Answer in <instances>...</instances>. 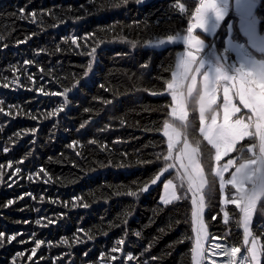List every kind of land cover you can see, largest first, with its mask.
<instances>
[{
	"label": "trees",
	"instance_id": "obj_1",
	"mask_svg": "<svg viewBox=\"0 0 264 264\" xmlns=\"http://www.w3.org/2000/svg\"><path fill=\"white\" fill-rule=\"evenodd\" d=\"M199 4L0 0V107L9 113H0V232L5 234L0 264H191L190 198L169 206L159 203L162 183L174 170L147 193H126L139 191L164 167L157 155L167 151L161 133L171 106L167 82L183 50L181 44L161 49L144 45L187 31ZM254 16L263 36L264 0L258 1ZM226 23L213 36L201 35L221 48ZM232 35L244 41L235 26ZM26 60L33 63L26 65ZM189 111L194 142L200 138L199 116L191 100ZM202 144L207 157L210 148ZM17 167L21 171L13 176ZM205 168L211 181L207 159ZM219 201L217 182L205 214L210 240L218 237L242 247L243 232L235 223L239 211L228 205L233 219L225 225ZM262 224L264 215L257 212L252 230L264 245ZM8 236L14 239L8 241ZM36 240L43 243L33 254ZM114 247L119 251L113 252ZM129 253L135 259L126 260Z\"/></svg>",
	"mask_w": 264,
	"mask_h": 264
},
{
	"label": "snow or ice",
	"instance_id": "obj_2",
	"mask_svg": "<svg viewBox=\"0 0 264 264\" xmlns=\"http://www.w3.org/2000/svg\"><path fill=\"white\" fill-rule=\"evenodd\" d=\"M137 2H142V0H137ZM179 7L183 10L184 5L180 4ZM209 9L216 10L215 0H200L195 11V22L188 24L187 35L184 37L189 50L183 56L176 57L172 78L167 82L166 92L171 96V110L169 118L163 121L162 126V135L166 138L167 151L166 154L157 155L158 160L162 156L164 167H161L155 178L151 179L149 183H145L139 191H129L126 195L137 197L141 193H147L151 186L157 185L165 173L175 170V178L168 179L163 184L164 191L159 197V203L169 206L177 201L190 198L191 229L194 233L190 249L191 264H209V261L210 264H217V261L211 259V256L218 254L227 257L226 264H264V245L260 244V238L254 235L252 230L256 213L264 215V70L252 72L239 68L232 76H227L217 70V75L212 80H209L207 76L201 79L198 69L194 66L195 53L199 49L200 40L192 33L194 29L203 25L204 15ZM20 11L23 13V9ZM216 11L219 15V11ZM24 18L22 15L21 19ZM33 20H35V14H33ZM173 38L171 35L167 37L168 40ZM23 42L21 41V43ZM71 43L77 44L75 36L72 37ZM95 53L96 49L94 48L90 55L94 56ZM24 63L31 65L33 61L26 60ZM91 66L92 62L89 61V68ZM85 75L88 73L86 72ZM28 78L31 79V76ZM13 82L15 83V81ZM4 87H8V85L5 84ZM33 90L40 91V89ZM220 90L223 93L222 104L218 103ZM67 91L68 89H65V93ZM163 94L152 93V95ZM189 100L198 106V133L202 141L200 138H196L193 142L191 138V133L195 131V122L191 119ZM236 100H238V104L235 102ZM66 103L67 100H65ZM241 106L247 110L246 113L242 112ZM11 107L13 106L9 105V108ZM218 109H222V111H218ZM0 113L9 115L5 112L4 107H0ZM30 131L35 133L36 129ZM246 140L251 143H243ZM202 142L210 148L207 157ZM3 151L7 153L9 149L4 148ZM225 158H227L226 161ZM206 159L210 166L211 181L208 179L209 172L205 168ZM150 162L145 161V163ZM8 166L12 167L11 163ZM20 171L21 169L17 167L12 175L14 176ZM3 174L2 166H0V177H3ZM11 178L10 176L8 179L11 180ZM29 178L31 179V176ZM217 182L223 223L228 225L229 221L233 219V216L226 210L228 205H234L239 211V218L235 223L238 228L243 230L242 247L245 249L244 252L241 251V247L227 248L220 243H215L210 247L206 246V241L209 239V225L206 222L205 214L206 210L210 208L209 201L215 199ZM12 203L14 201H8L9 205ZM75 206L73 205V207ZM87 206L84 205V207ZM163 210V208L159 209V211ZM216 219V216L212 217V220ZM40 222V220L36 221L37 224ZM260 227L264 228V224ZM160 231L163 232L164 229L162 228ZM135 234L138 237L141 235L139 231ZM4 235L3 232H0V244L3 243ZM91 238L89 237V239ZM7 239L11 241L14 237L8 236ZM62 242L68 243L64 238H62ZM42 243V241L36 240V246L31 250L33 254L37 252ZM117 243L123 244L124 241L121 240ZM112 251H119V248L114 247ZM208 253H211V256ZM238 254L239 259L237 258ZM16 255L22 256L23 253ZM32 259V256L28 257V260ZM116 259L117 257H112V260ZM125 259L132 260L135 257L129 253ZM152 259L156 260L157 258L152 257Z\"/></svg>",
	"mask_w": 264,
	"mask_h": 264
},
{
	"label": "rangeland",
	"instance_id": "obj_3",
	"mask_svg": "<svg viewBox=\"0 0 264 264\" xmlns=\"http://www.w3.org/2000/svg\"><path fill=\"white\" fill-rule=\"evenodd\" d=\"M149 1L151 0H142V2H139V4H143ZM252 1L253 0H219L218 1L216 10L219 11V15H217L216 10H214L212 13H215L217 18L220 20L218 28L220 24L227 19L226 35L223 39L221 48H218L214 43H209L208 41H205L202 37L200 38V36H197L194 29L192 34L197 36V38L200 40L199 49L195 53V61H194L195 63H197L200 60L203 63L204 62L205 63L207 62V64L210 63L211 65L216 67L220 72H223L227 76L234 75L236 73V70L239 68H243L246 71H252V72L264 70V57L260 56V53H264V36H261L257 31V26H256L257 23H255L256 22L255 16H253L255 22L253 21V19L252 22L247 20L254 13L256 3L254 4ZM207 12H209V10ZM230 13H232L233 16H229ZM194 22H195V17L193 18V20H191L190 23H194ZM203 22L205 23V25L209 22V18H207L205 15ZM240 22H242L243 24H240ZM233 26H235V29L237 28L236 29L237 32L244 37V41H240L235 37H233L232 35ZM210 30L211 32L215 31L213 26L210 27ZM186 33L187 31L177 35H171L174 37L171 40L167 39L168 36L156 38L154 40L147 42L144 45V47L161 49L169 45L181 44L183 46V50L179 51L178 56H183V54L189 50L184 40L185 37L184 35ZM207 66L204 68L203 74L205 73L208 74L209 76L210 72L207 70ZM204 75L201 77V79H203ZM222 96L223 93L222 90H220L218 92L219 104H222ZM235 102L238 104V100H236ZM170 110H171V106L169 109V113ZM218 111H222V109H218ZM197 112H198V106H197ZM242 112L246 113L247 110L242 108ZM226 159L227 158H225V161ZM174 178H175V173L174 176H171L163 181L160 195H162L164 191L163 190L164 182H166L168 179H174ZM215 243H220L227 248L233 247L230 246L224 239L218 237H213L210 240V235H209V239L206 241V246L210 247ZM241 251L244 252L245 249L241 247ZM208 255L211 256V253H208ZM237 258L238 259L240 258L239 254ZM211 259H215L217 261V264H226L227 261L226 256L219 254L216 256H211Z\"/></svg>",
	"mask_w": 264,
	"mask_h": 264
},
{
	"label": "crops",
	"instance_id": "obj_4",
	"mask_svg": "<svg viewBox=\"0 0 264 264\" xmlns=\"http://www.w3.org/2000/svg\"><path fill=\"white\" fill-rule=\"evenodd\" d=\"M218 1L219 0H215V6H217L218 5ZM258 1L259 0H253L252 2L255 4L256 3V5H257V3H258ZM255 5V6H256ZM214 10L213 9H209V12H207V13H205V16L207 17V18H209V22L205 25V23L203 22V25L202 26H200V27H197L196 29H195V32H196V34H197V36H200V38L202 37L205 41H207L206 40V38H204L201 34H205V35H208V36H213L214 34H215V32H216V30H217V28H218V25H219V23H220V20L217 18V16H216V14L215 13H212ZM254 13L252 14V16L251 17H249L247 20H249L250 22H252V19H253V21L255 22V20H254ZM194 17H195V14H194ZM194 17H192V20H193V18ZM246 17V16H245ZM255 23H257V19H256V22ZM240 24H243L242 22H240ZM211 26H213V28H214V32H211V30H210V27ZM256 26H257V24H256ZM237 29V28H236ZM257 31H258V26H257ZM185 35H187V33L185 34ZM184 35V36H185ZM194 64H195V67L198 69V72H199V74H200V77H202L204 74H203V72H204V68L207 66V70L210 72V75L208 76V74H205L204 76H207L208 77V79L209 80H212L216 75H217V68L216 67H214L213 65H211L210 63H208L207 64V62L205 63H203V62H201V60L200 61H198L197 63H195L194 62ZM213 67V68H212ZM216 68V69H215Z\"/></svg>",
	"mask_w": 264,
	"mask_h": 264
}]
</instances>
